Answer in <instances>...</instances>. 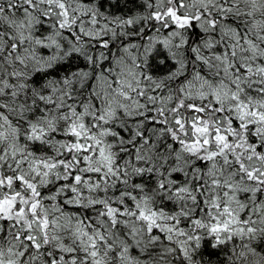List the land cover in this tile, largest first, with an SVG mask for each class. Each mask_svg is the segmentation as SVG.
<instances>
[{
    "label": "trees",
    "instance_id": "obj_1",
    "mask_svg": "<svg viewBox=\"0 0 264 264\" xmlns=\"http://www.w3.org/2000/svg\"><path fill=\"white\" fill-rule=\"evenodd\" d=\"M50 1L0 0V264H264V0Z\"/></svg>",
    "mask_w": 264,
    "mask_h": 264
},
{
    "label": "rangeland",
    "instance_id": "obj_2",
    "mask_svg": "<svg viewBox=\"0 0 264 264\" xmlns=\"http://www.w3.org/2000/svg\"><path fill=\"white\" fill-rule=\"evenodd\" d=\"M50 2H54V0H51ZM200 2V1H199ZM89 26H92L91 30L93 29H96V25L94 24H90L88 25ZM106 32V28L103 27V28H100L98 33H103L105 34ZM200 96H205L208 94L207 90H205L204 88H202V90H200ZM182 127V126H181ZM197 127V131L200 133V137L197 138H194V140L192 142H189V141H184L185 145L188 146V148L192 149V150H201L203 148H205L208 144L206 143L208 139V137H204L201 132L204 131V132H208V127H209V122H207L206 120H203L200 122L199 125H196ZM180 128V126H179ZM176 138H178L180 140V133L179 135H176ZM221 151H222V148H221ZM9 203H2L0 204V211H5V212H9L10 210H15L17 211V207L15 208L14 206L12 205H8ZM7 205V206H6Z\"/></svg>",
    "mask_w": 264,
    "mask_h": 264
}]
</instances>
